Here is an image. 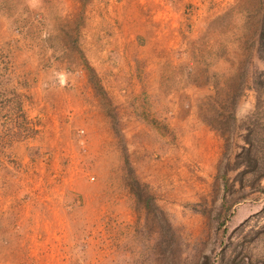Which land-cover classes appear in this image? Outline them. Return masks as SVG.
I'll return each mask as SVG.
<instances>
[{
	"label": "rangeland",
	"instance_id": "1",
	"mask_svg": "<svg viewBox=\"0 0 264 264\" xmlns=\"http://www.w3.org/2000/svg\"><path fill=\"white\" fill-rule=\"evenodd\" d=\"M153 1L0 0V264H264V0Z\"/></svg>",
	"mask_w": 264,
	"mask_h": 264
},
{
	"label": "crops",
	"instance_id": "2",
	"mask_svg": "<svg viewBox=\"0 0 264 264\" xmlns=\"http://www.w3.org/2000/svg\"><path fill=\"white\" fill-rule=\"evenodd\" d=\"M138 5H140L141 3H142V0H138ZM167 4V3H166ZM150 5H152V7H153V9L155 8H157L156 10H157V14H158V17H157V19H158V21L160 22H162V20L163 21H167V19L169 20V18H170V14H171V7H170V5H165V3L164 2H162L161 0H159V2L158 3H156V2H152ZM160 6H162V7H164V8H166V12H165V14L164 15H162L161 17H162V20H159V14H161V12H162V10H161V7ZM129 10H128V13H129V15L131 14H134V12H135V7H133V5H131V6H129ZM137 8V7H136ZM159 9H160V11H159ZM120 15H121V13H120ZM123 17V16H122ZM163 18H165V19H163ZM122 20L124 21H128V20H126V18H122ZM130 21V20H129ZM163 23V22H162ZM129 39H130V41H131V37H129ZM38 83H39V81H38ZM41 84V83H40ZM37 87H39V84H37ZM48 92V91H47ZM46 92V93H47ZM48 94H50V95H52L53 94V91L52 90H50V92H48ZM51 102H52V100H51ZM50 102V103H51ZM56 107H58V103L57 102H55V104H54ZM41 106L43 107V103H40V109H41ZM42 111V110H41ZM4 175H2L1 177H3ZM46 181H47V183H49L51 180H49L48 178L46 179ZM12 187H14V185H9V187L5 190V191H3V192H0V198H2V196H1V193H4L5 194V197L7 198L9 195H10V193L12 192ZM62 189H64V188H62ZM49 191L50 192H52V191H55V189H54V187H50V189H49ZM37 206H38V204H37ZM56 206H57V203H56ZM2 208V207H1ZM60 207H57V209H59ZM33 211L35 212L36 210L35 209H33ZM65 213V210L64 209H62V211H60V212H57L56 213V215H58V216H61L62 214H64ZM58 219V218H57ZM59 222V223H58ZM62 221H60V220H58V221H56L55 223L57 224V225H59L60 223H61ZM16 225V226H15ZM27 222L25 221V219L22 217V216H17V215H15V214H13L10 210L9 211H7L6 213H4V214H0V230H7V231H18V233H19V235L20 236H16V235H14L13 234V236L11 237V240H10V242H9V246H12L13 248L14 247H16L17 249H19V250H21V248H23L24 250L26 249L25 248V245H24V242L25 241H32L33 240V236H34V233H35V231L33 230V234H31V236H29V235H27V233H26V231H27ZM19 252V251H18ZM20 253V252H19ZM18 259V258H17ZM16 259V260H17ZM15 262V261H14ZM19 262V261H18Z\"/></svg>",
	"mask_w": 264,
	"mask_h": 264
},
{
	"label": "bare ground",
	"instance_id": "3",
	"mask_svg": "<svg viewBox=\"0 0 264 264\" xmlns=\"http://www.w3.org/2000/svg\"><path fill=\"white\" fill-rule=\"evenodd\" d=\"M125 1V0H124ZM124 3V2H123ZM132 3V1H131ZM130 9V8H129ZM126 11V10H125ZM130 18V17H129ZM135 19V18H134ZM154 19V18H153ZM122 24H123V30L129 34V33H133V32H137V31H144V26H143V23L137 19L135 20H131L130 22L129 21H122ZM148 30V29H147ZM150 32V31H149ZM152 33V32H150ZM124 34V33H123ZM164 36V35H163ZM150 46V45H149ZM151 47V46H150Z\"/></svg>",
	"mask_w": 264,
	"mask_h": 264
}]
</instances>
